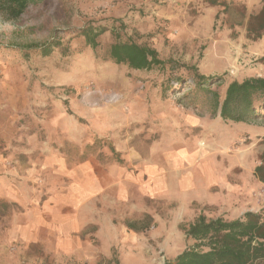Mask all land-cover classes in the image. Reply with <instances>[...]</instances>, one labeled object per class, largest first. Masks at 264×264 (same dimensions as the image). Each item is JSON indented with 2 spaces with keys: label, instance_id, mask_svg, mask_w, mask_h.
Wrapping results in <instances>:
<instances>
[{
  "label": "rangeland",
  "instance_id": "1",
  "mask_svg": "<svg viewBox=\"0 0 264 264\" xmlns=\"http://www.w3.org/2000/svg\"><path fill=\"white\" fill-rule=\"evenodd\" d=\"M224 1L243 5L246 17L261 8L259 0H42L16 20L0 12V200L14 204L0 214V264H162L190 243L183 228L200 213L264 210V184L253 182L264 118L225 121L211 115L209 91L198 92L199 107L184 96L194 86L188 67L223 78L210 86L219 100L230 80L264 77V33L251 39L244 25L230 27L241 16L222 11ZM89 25L107 29L97 53L80 34ZM113 32L169 63L137 71L103 61ZM52 39L62 45L43 57L38 46ZM179 74L187 82L165 90ZM97 163L115 187L91 195ZM190 174L203 186L209 176L242 184L235 193L256 207L201 205L186 200L187 189L156 186Z\"/></svg>",
  "mask_w": 264,
  "mask_h": 264
},
{
  "label": "trees",
  "instance_id": "2",
  "mask_svg": "<svg viewBox=\"0 0 264 264\" xmlns=\"http://www.w3.org/2000/svg\"><path fill=\"white\" fill-rule=\"evenodd\" d=\"M42 0H0V12L7 19L16 20L31 4ZM209 5H216L218 0H204ZM261 8L254 14L245 16L243 5L234 2H222L224 12L234 10L239 13L241 20L231 23L230 27L244 25L248 38L258 39L264 33V0H259ZM107 29L103 26L91 25L80 30L84 43L97 53L98 38ZM60 40L52 39L38 46L43 57L49 56L61 46ZM37 47V46H36ZM99 55V54H97ZM103 61L125 65L137 71H151L154 68L164 69L169 63L159 57L156 49L140 44L131 38L122 39L120 34L113 32L112 41L106 46L103 54L99 56ZM190 76L194 86H188L189 91L185 97H191L195 107H199L197 99L200 90L209 91L212 95L211 115L219 116L222 120L233 122H254L264 118V77L253 76L242 80H230L224 89L223 98L219 100L218 93L210 89L218 85L223 78L215 75L198 74L194 67ZM177 85L167 81L165 90H175L180 84L187 82L183 75L175 77ZM183 84V85H184ZM263 150L259 154V163L254 167V175L264 184V136ZM0 200V214L5 215L13 207ZM185 237L190 243L172 260L162 264H264V210L245 211L242 215L224 219L222 217L207 219L200 214L186 228H183Z\"/></svg>",
  "mask_w": 264,
  "mask_h": 264
},
{
  "label": "crops",
  "instance_id": "3",
  "mask_svg": "<svg viewBox=\"0 0 264 264\" xmlns=\"http://www.w3.org/2000/svg\"><path fill=\"white\" fill-rule=\"evenodd\" d=\"M228 121V120H225ZM233 122V121H232ZM240 123V122H237ZM243 123H253V122H243ZM97 165V166H96ZM96 165L92 166L91 169V183L90 186L92 187V192H88L89 194H103V192L111 190L114 186V176L111 171L105 167L106 169L102 168L101 171L99 170L100 164L97 163ZM75 169V168H74ZM208 177V176H207ZM253 182H255L256 185L261 184V182L257 179V177L254 175L253 171ZM215 180L211 179L210 176L205 179L203 182L206 183V186H203L202 182L194 181L193 175H187L183 176L182 178H175V179H166V180H156V186L160 187H169L170 189H187L188 194L186 195L183 193L184 197H186V200H189V202H196L201 205H211V204H233V208L235 210H238L239 208H243L246 205H250L254 207L257 204V200L253 196H244L243 194L238 196L235 192L237 191V188L242 189L241 185H234V184H227L225 182V185H222L223 181L217 178H214ZM241 181L242 178H241ZM123 183H128V181L123 180ZM219 185V189L210 191L209 189L213 186ZM263 184V183H262ZM145 185V184H144ZM224 186L229 187L231 192L229 194H226L224 191ZM141 187V185L139 186ZM118 189V188H116ZM125 189V188H124ZM256 207V206H255ZM248 211V210H246ZM202 214V213H200ZM199 214V215H200ZM198 215V216H199ZM203 215V214H202ZM197 216V217H198ZM196 217V218H197ZM134 229V227H131Z\"/></svg>",
  "mask_w": 264,
  "mask_h": 264
}]
</instances>
